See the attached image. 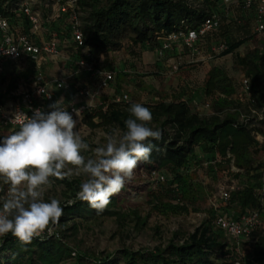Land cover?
<instances>
[{"label": "rangeland", "instance_id": "rangeland-1", "mask_svg": "<svg viewBox=\"0 0 264 264\" xmlns=\"http://www.w3.org/2000/svg\"><path fill=\"white\" fill-rule=\"evenodd\" d=\"M30 1L34 7L41 3L39 0ZM87 1L96 7L105 4L103 0ZM193 4L198 8L205 7L204 0L194 1ZM38 7L44 13L43 6ZM76 10L81 22L90 12L80 4ZM47 11L52 13L49 6L46 7V14ZM217 13L222 18V27L200 42L198 47L201 54L198 56L193 57L186 48L176 45L159 62L157 48L136 46L126 41L121 52L101 57L98 66L104 70H114L117 80L102 95L99 103L108 105L125 94L129 95V102L122 103L124 106L132 103L152 106L161 102L186 100L193 111L201 116L217 115L221 119L230 116L242 125H247V119H250L254 126L261 125L264 113L263 110L255 109L252 82L246 75V66L242 61L254 50L264 53V34L255 33L253 16L236 4L227 8L219 4ZM241 40L246 43L233 54L221 56L212 52L216 45L225 42L228 45ZM179 49L182 55L178 53ZM80 55L82 52L79 51L73 52L72 56L75 59ZM173 65L180 68L177 74L172 72ZM46 67L45 76L48 80L62 71V64L55 61L47 63ZM25 77L28 76L23 71L13 74L10 78L11 87ZM245 80L249 81L250 91H246L243 85ZM88 82L90 85L96 83L95 80ZM260 88L264 89V84ZM117 128L124 131L115 125L92 129L83 122H77V130L91 148L105 144L106 134H111ZM256 129L252 132L253 142L239 143L236 153L229 149L222 151L220 143L210 147L201 146V157L198 155L179 171L167 166L155 175L138 166L131 182L125 185L129 193H121L124 201L112 210L124 214L127 217L125 220L108 216L76 221L79 222L78 230H71L74 220L58 227L65 236L62 240L72 251V257L65 264H80L79 259L84 260L82 264H94L95 259L107 255L119 256V251L123 249L136 252L165 249L177 234L184 243L206 223L213 226L214 232L220 233L213 222L218 214L228 210H232L238 218L254 211L263 214L264 125ZM3 136L5 134L0 132V137ZM83 154L90 156L91 152ZM74 179L82 182L85 177L74 176L70 180ZM232 186L237 187L238 191L232 195L231 201H220V189ZM7 187L0 180V192L5 194ZM248 193L253 195L260 209L244 207L243 197ZM69 194L70 191L53 178V186L46 192L45 200L57 198L64 206L72 200ZM215 198L218 199L217 203ZM142 221L146 225H141ZM261 222L263 226L259 230H264V217ZM228 242L241 259L251 252L249 240L240 244L232 239H228ZM0 254L4 256L7 252L2 251ZM239 263L245 264L244 261Z\"/></svg>", "mask_w": 264, "mask_h": 264}, {"label": "trees", "instance_id": "trees-1", "mask_svg": "<svg viewBox=\"0 0 264 264\" xmlns=\"http://www.w3.org/2000/svg\"><path fill=\"white\" fill-rule=\"evenodd\" d=\"M24 1L0 0V16L14 17ZM39 1L41 3L38 6H43L44 15H47V6L53 10L55 0ZM103 1L104 6L96 7L87 0H78V4L90 10L88 17L82 19V30L85 46L90 49V54L96 61L110 53L121 52L126 41H131L136 46L158 48L164 36L185 31L187 28H197L207 17L217 12L219 4L222 3V0H204L205 7L198 8L193 4L198 0ZM245 43L244 40L228 43V49L221 56L233 54ZM242 63L246 66V75L252 82L251 90L256 98L255 109L263 110L264 113V89L260 88L264 84V53L254 50ZM130 105L113 102L102 105L91 109L82 122L92 129L115 125L125 131V120L129 118ZM144 106L148 107L153 115L149 126L154 125V130L160 129L163 132L160 141H152L158 145L159 150H153L150 162H142L139 165L152 174L167 166L176 171L182 170L198 155L201 157V146L210 147L220 143L222 151L229 149L236 153L238 144L253 142L252 132L257 131L256 128L242 125L230 116L225 119L217 115L201 116L193 111L186 100ZM259 125L258 127L263 126L264 122ZM57 181L70 191L69 199L75 201L71 205L62 206L64 212L56 228L58 237L54 235L34 238L31 244L24 245L8 234L0 247V252H7L4 256L0 254V264H65L72 257V251L65 240H62L65 236L58 228L60 225L74 220L71 230H78L79 222L76 221L108 216H116L120 220L127 218L121 212L112 211L124 201L120 194L129 193L126 186L119 195L111 198V203L105 211L97 213L87 202L76 199L81 181ZM3 195V192H0V196ZM243 198L244 207L260 209L252 194L248 193ZM260 213L262 219L264 213ZM141 225H146V222L142 221ZM248 245L251 252L245 259L239 258L230 247L228 238L221 232H214L213 226L206 223L184 243L179 240L177 234L165 249L159 248L153 252L123 249L119 251V256L107 255L105 258L95 259L94 264H236L239 261H244L245 264H264V230L254 231ZM83 261L79 259L80 264Z\"/></svg>", "mask_w": 264, "mask_h": 264}, {"label": "clouds", "instance_id": "clouds-1", "mask_svg": "<svg viewBox=\"0 0 264 264\" xmlns=\"http://www.w3.org/2000/svg\"><path fill=\"white\" fill-rule=\"evenodd\" d=\"M6 21L0 20V26ZM195 38V33L189 34ZM8 53L12 51L6 50ZM38 94L50 98L46 88ZM50 111L36 108L29 116L18 112L10 123L16 126L10 135L0 137V180L7 192L0 196V236L11 233L22 244H31L44 233L52 236L59 225L64 208L57 198L45 200L53 186V178L70 180L85 177L76 199L102 213L131 182L140 163L150 162L163 132L148 125L151 110L132 103L125 120L126 130L113 129L106 143L91 148L77 130V119L64 106V98L48 105ZM76 117L80 109H74ZM91 152L90 156L83 153ZM75 203L66 202V206Z\"/></svg>", "mask_w": 264, "mask_h": 264}, {"label": "built area", "instance_id": "built-area-1", "mask_svg": "<svg viewBox=\"0 0 264 264\" xmlns=\"http://www.w3.org/2000/svg\"><path fill=\"white\" fill-rule=\"evenodd\" d=\"M221 4L226 8L236 4L251 13L255 33L264 34V0H222ZM77 5L78 0H55L52 13L45 16L30 0H25L14 17L0 16V20L6 21L4 26H0V132L5 136L16 130V126L10 123L16 113L22 112L31 116L36 108L50 111L48 105L61 97L64 98L67 111L81 123L91 109L103 105L99 103L100 98L116 82L117 73L99 67L98 61L92 58L90 49L85 46ZM221 27L222 18L214 12L195 29L187 28L185 31L164 36L156 49L157 60L163 61L176 45L186 48L193 57L200 55V42L219 31ZM190 33H195L194 39L190 38ZM227 49L225 42L213 47L212 52L221 55ZM6 50L13 51L8 53ZM79 51L82 55L74 59L73 52ZM210 59L212 60L211 57ZM54 61L62 64V71L52 80H48L45 76L48 68L46 64ZM179 69L176 65L172 66L174 74H177ZM21 71L28 77L20 79L11 87V76ZM92 79L96 81L95 85L89 84L88 81ZM243 85L246 91H250L248 80L243 81ZM40 88H46L50 98L38 94ZM128 102L127 94L113 101L118 104ZM74 109H80V117H76ZM246 124L249 128L258 127L251 124L250 119H247ZM237 191L235 186L222 187L219 193L220 201L230 202L232 195ZM217 201L215 198V203ZM213 225L226 238L235 240L238 244L249 240L251 234L263 226L259 211L245 213L238 218L232 210L218 214ZM54 235L58 237L56 232L52 236ZM4 237L0 236V247ZM47 237L51 236L44 233L35 239Z\"/></svg>", "mask_w": 264, "mask_h": 264}, {"label": "crops", "instance_id": "crops-1", "mask_svg": "<svg viewBox=\"0 0 264 264\" xmlns=\"http://www.w3.org/2000/svg\"><path fill=\"white\" fill-rule=\"evenodd\" d=\"M178 53H181L180 55H182V52H181L180 49L178 50ZM158 65L160 66V65H163V64H158ZM92 80H93V79H92Z\"/></svg>", "mask_w": 264, "mask_h": 264}]
</instances>
